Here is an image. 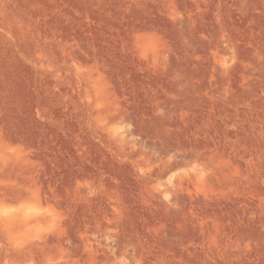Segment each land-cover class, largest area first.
I'll list each match as a JSON object with an SVG mask.
<instances>
[{"label":"rangeland","instance_id":"rangeland-1","mask_svg":"<svg viewBox=\"0 0 264 264\" xmlns=\"http://www.w3.org/2000/svg\"><path fill=\"white\" fill-rule=\"evenodd\" d=\"M0 264H264V0H0Z\"/></svg>","mask_w":264,"mask_h":264}]
</instances>
